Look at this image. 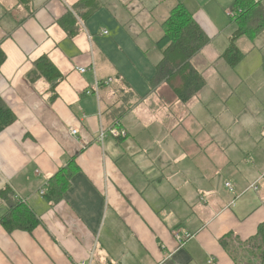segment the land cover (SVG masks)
<instances>
[{
	"label": "crops",
	"instance_id": "obj_1",
	"mask_svg": "<svg viewBox=\"0 0 264 264\" xmlns=\"http://www.w3.org/2000/svg\"><path fill=\"white\" fill-rule=\"evenodd\" d=\"M79 1L0 0V98L16 117L0 132V190L39 220L31 234L0 226V264H260L251 240L264 223V123L246 116L264 120V30L235 40L245 57L213 91L204 72L224 61L236 0H95L85 21ZM176 5L209 39L191 60L205 87L187 104L166 83L149 85ZM257 8L264 17V0ZM67 14L72 38L58 24ZM42 56L62 76L55 86L36 70ZM100 127L126 135L101 143ZM71 161L51 206L39 191Z\"/></svg>",
	"mask_w": 264,
	"mask_h": 264
},
{
	"label": "trees",
	"instance_id": "obj_2",
	"mask_svg": "<svg viewBox=\"0 0 264 264\" xmlns=\"http://www.w3.org/2000/svg\"><path fill=\"white\" fill-rule=\"evenodd\" d=\"M259 2L253 0H236L233 11L238 29L230 38L228 48L222 55L223 60L230 66L235 67L245 57L235 46V40L243 35L253 36L264 30V17L258 16ZM100 5L95 0H80L74 6V12L81 21H85L93 15ZM58 24L73 37L76 31L75 18L70 14L63 17ZM75 26V28H74ZM163 35L155 43L157 50L161 53V59L155 66V74L149 82L151 90L162 83L171 87L176 98L187 104L191 99L205 87L203 76L191 65V60L209 43L208 37L194 22L192 17L180 5H176L169 13L168 18L162 24ZM3 59H0V64ZM36 70L55 86L62 79L61 74L47 59L42 56L35 61ZM264 70V63H263ZM179 80L176 85L175 81ZM177 83V82H176ZM53 86V87H54ZM16 121L14 113L0 98V132ZM59 170L52 176L46 185L44 199L48 204L54 206L63 200V196L70 186L73 176L72 166ZM0 201L4 204L5 213L0 217V226L8 233L24 232L27 234L39 226V220L31 209L22 203L13 194L9 187L0 190ZM256 246L257 259L264 264V223L261 224L256 235L251 240Z\"/></svg>",
	"mask_w": 264,
	"mask_h": 264
},
{
	"label": "rangeland",
	"instance_id": "obj_3",
	"mask_svg": "<svg viewBox=\"0 0 264 264\" xmlns=\"http://www.w3.org/2000/svg\"><path fill=\"white\" fill-rule=\"evenodd\" d=\"M229 13H233V12H231V11H227L226 12V14L228 15ZM234 14V13H233ZM230 35H231V33L230 34H228V36L227 35H224V36H226V38L227 37H230ZM224 36L222 35L220 38H219V40L218 41H221V40H224ZM223 38V39H222ZM215 46V45H214ZM155 50V49H154ZM209 50H212V51H214V52H217V53H219L220 54V52H218V51H215V50H213V49H208V51ZM153 52V51H152ZM152 52H150V55H149V58H148V60L150 61V66H151V68L153 67V65H152V60H153V53ZM155 54H158V55H160L161 56V53L157 50H155ZM142 53V51L140 52V54ZM139 55V54H138ZM203 56H204V58L207 60L206 62H209V60H210V55L208 56V53L206 52V51H204L203 52ZM221 64L219 65V67H217V69H214L213 71H212V69H209V68H207V70L204 72V78L206 79V83L208 84V86H209V88H212V90L213 91H217V90H219V91H222V88L224 87L225 88V86H226V83L224 82L223 83V77L224 78H226V76H229V77H234L232 74V67H230L226 62H224V61H222L221 60ZM228 72V73H227ZM154 73H155V69H154V72H153V76H154ZM153 78V77H152ZM151 78V79H152ZM240 90H242V89H240ZM260 94H262L261 96H260V94L258 95H256V97H255V100H258L259 102H263L264 103V87H263V89H261L260 91ZM204 99H203V101L204 102H206L207 100H208V98H209V96L207 95V96H205V97H203ZM254 103H256V102H254ZM215 107L217 106L216 104L214 105ZM257 115H254V116H246V118H247V120L249 121V122H252L253 124H256V125H263V123H264V120L262 121V123H258L257 121H256V117ZM215 118H216V116H215ZM262 118V117H261ZM215 122H216V119H215ZM262 127V129H264V126H261ZM226 189V188H225ZM227 190V189H226ZM263 194H264V187H263ZM231 204H233V203H231ZM4 209H5V207H4V204L0 201V216H2L3 215V213H4Z\"/></svg>",
	"mask_w": 264,
	"mask_h": 264
},
{
	"label": "built area",
	"instance_id": "obj_4",
	"mask_svg": "<svg viewBox=\"0 0 264 264\" xmlns=\"http://www.w3.org/2000/svg\"><path fill=\"white\" fill-rule=\"evenodd\" d=\"M253 1H255V2H261L262 0H253ZM228 15L231 16V17L234 16L233 13H229ZM93 70H94V69H93ZM77 72L83 74V73L85 72V69H84V68H78V69H77ZM110 82H111V81L108 80V81H106L105 83H110ZM97 87H98V84H97V82H95V84H94V90H93L92 92H90V91L86 92V95H91L92 93L96 95V94H97ZM106 133H108V134H109L111 137H113V138H124L125 135H126L124 132H122V131H120V130H117L116 128H111V129H109L108 131H105V130H103V129L100 127V129H99V133H98V141H99V142H101V143L103 142V139H104ZM70 134H71L72 136H75V135L77 134V130H76V129H70ZM224 186H225V188H226L230 193H233V192H234V189H233V187H232V185H231L230 183L227 182V183L224 184ZM251 187L254 188L255 186L253 185V186H251ZM45 193H46V188H45V187L39 191V195H40L41 197H44ZM187 238H188L187 236H185L184 238H181V237H177V236H176V240L178 241L179 244H181V243H182L184 240H186ZM79 264H91V260H89V261H87V262H80Z\"/></svg>",
	"mask_w": 264,
	"mask_h": 264
}]
</instances>
